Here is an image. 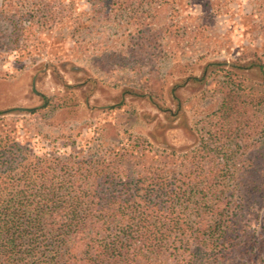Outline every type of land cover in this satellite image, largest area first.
I'll use <instances>...</instances> for the list:
<instances>
[{
	"label": "trees",
	"instance_id": "16d2710c",
	"mask_svg": "<svg viewBox=\"0 0 264 264\" xmlns=\"http://www.w3.org/2000/svg\"><path fill=\"white\" fill-rule=\"evenodd\" d=\"M174 1L92 3L144 35L147 15ZM68 10L59 0L46 15L63 22ZM141 37L126 44L132 64ZM218 83L219 105L187 150L36 154L0 131V264H264V87L233 69Z\"/></svg>",
	"mask_w": 264,
	"mask_h": 264
},
{
	"label": "rangeland",
	"instance_id": "374dc122",
	"mask_svg": "<svg viewBox=\"0 0 264 264\" xmlns=\"http://www.w3.org/2000/svg\"><path fill=\"white\" fill-rule=\"evenodd\" d=\"M65 3L60 22L46 15L59 0H0V131L36 154L187 150L206 133L225 69L264 87V0H175L147 15L144 35L92 0ZM165 22L172 31L157 34ZM135 36L147 45L132 64Z\"/></svg>",
	"mask_w": 264,
	"mask_h": 264
}]
</instances>
